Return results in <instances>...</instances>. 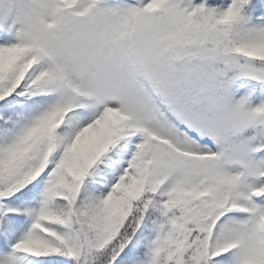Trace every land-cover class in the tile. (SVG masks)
Returning a JSON list of instances; mask_svg holds the SVG:
<instances>
[{"label": "snow or ice", "instance_id": "6c2138e0", "mask_svg": "<svg viewBox=\"0 0 264 264\" xmlns=\"http://www.w3.org/2000/svg\"><path fill=\"white\" fill-rule=\"evenodd\" d=\"M0 264H264V0H0Z\"/></svg>", "mask_w": 264, "mask_h": 264}]
</instances>
